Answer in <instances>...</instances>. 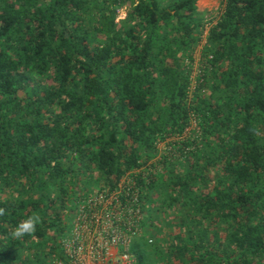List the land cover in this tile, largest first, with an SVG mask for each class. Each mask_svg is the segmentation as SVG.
Listing matches in <instances>:
<instances>
[{"label":"trees","instance_id":"16d2710c","mask_svg":"<svg viewBox=\"0 0 264 264\" xmlns=\"http://www.w3.org/2000/svg\"><path fill=\"white\" fill-rule=\"evenodd\" d=\"M197 2L0 0V264L61 256L78 202L114 190L192 117L137 181L142 206L158 188L180 213L133 247L136 264H264V0H224L191 88ZM33 214L35 233L13 239Z\"/></svg>","mask_w":264,"mask_h":264},{"label":"built area","instance_id":"2783aa9c","mask_svg":"<svg viewBox=\"0 0 264 264\" xmlns=\"http://www.w3.org/2000/svg\"><path fill=\"white\" fill-rule=\"evenodd\" d=\"M151 173L147 162L126 172L114 190L79 201L61 256L49 264H136L133 247L145 215L137 181L149 182Z\"/></svg>","mask_w":264,"mask_h":264},{"label":"rangeland","instance_id":"374dc122","mask_svg":"<svg viewBox=\"0 0 264 264\" xmlns=\"http://www.w3.org/2000/svg\"><path fill=\"white\" fill-rule=\"evenodd\" d=\"M223 5L224 0H198L197 2L198 9L200 10V12H202L203 17L205 18V29L203 28L204 32L201 41L192 50L191 60H189L185 65V67L190 71L191 88H193V86L196 84L197 78L201 73V61L203 59V57L201 56V49L205 41L204 36L206 35L208 28L218 20L223 10ZM124 15L125 8H122L118 11V17H123ZM193 129H197L194 117L191 118L189 125L180 136L171 137L158 144L159 148L157 156L154 159L148 161V163H150L153 174L156 175L158 171L163 167L161 164H158V162L157 164L155 162L157 159H159L160 153L171 157L172 149L170 148V144H168V142L173 140L178 141L184 137L186 138L188 136H191L193 134ZM82 189L83 187L80 188V191H82ZM147 194H149L148 197L150 199L146 200L145 203H143V209L145 213L142 225L143 231L142 234L138 236L135 242V245L140 250H149L151 243L148 241L149 238H151L152 240L155 237H159L162 239L163 234L168 233L169 228H171L173 226V222L179 218L180 213V206L177 207L179 211L178 212L175 211L174 208H170L164 203L166 200V195L163 194L159 196L160 189L152 188L150 190H147ZM148 264H156V262L154 260H151Z\"/></svg>","mask_w":264,"mask_h":264},{"label":"clouds","instance_id":"9594fccd","mask_svg":"<svg viewBox=\"0 0 264 264\" xmlns=\"http://www.w3.org/2000/svg\"><path fill=\"white\" fill-rule=\"evenodd\" d=\"M6 215V209L0 207V217ZM40 223V216L38 214H33L27 219L22 220L14 231H12L11 236L13 239L20 240L25 236L33 235L36 231L37 225Z\"/></svg>","mask_w":264,"mask_h":264}]
</instances>
